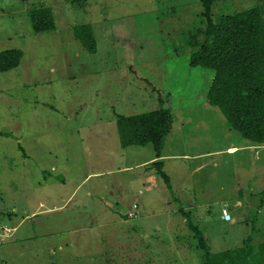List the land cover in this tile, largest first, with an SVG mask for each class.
<instances>
[{"label": "rangeland", "instance_id": "rangeland-1", "mask_svg": "<svg viewBox=\"0 0 264 264\" xmlns=\"http://www.w3.org/2000/svg\"><path fill=\"white\" fill-rule=\"evenodd\" d=\"M260 4L218 0L213 20ZM35 6L52 9L54 30L33 32ZM202 18L200 0H0V52L23 51L0 72V209L15 208L0 224L16 226L0 264H203L182 211L211 253L264 243V148L206 102L213 71L189 63ZM81 24L93 27L94 53L74 37ZM160 106L173 119L170 188L138 165L152 145L124 148L116 127L117 115Z\"/></svg>", "mask_w": 264, "mask_h": 264}, {"label": "trees", "instance_id": "trees-1", "mask_svg": "<svg viewBox=\"0 0 264 264\" xmlns=\"http://www.w3.org/2000/svg\"><path fill=\"white\" fill-rule=\"evenodd\" d=\"M82 1L70 0L76 4ZM216 1L200 0L204 27L197 29V34L190 37L189 63L213 71L206 90V102L217 107L229 127L243 138L264 146V7L260 4L222 15L214 22ZM29 17L35 33L55 29L54 14L50 7H32ZM73 33L85 51H96V38L91 24L77 25ZM22 55L20 49L1 51L0 72L17 67ZM172 122L170 109L161 106L135 115H117L116 119L122 147L152 145L156 159L150 165L168 188L170 180L163 170L160 156ZM182 214L197 241L196 247L202 252L203 264H264V243L252 244L250 237L240 246L211 253L203 233L191 220V214L183 211Z\"/></svg>", "mask_w": 264, "mask_h": 264}, {"label": "crops", "instance_id": "crops-1", "mask_svg": "<svg viewBox=\"0 0 264 264\" xmlns=\"http://www.w3.org/2000/svg\"><path fill=\"white\" fill-rule=\"evenodd\" d=\"M7 34L8 33H6V35L4 36L5 38L7 37ZM16 141H19L18 139L16 140ZM231 146H232V148L234 147V144H231ZM250 147H252V145H250ZM263 148H264V146H263ZM171 157V155H165V154H163V148H162V150H161V156H160V159H162V160H164L165 159V157ZM155 160V156H150L147 160H144L143 162H140L138 165H139V167H145V173H147L148 175H146L147 177V180H149V179H151L152 178V175H150V172H152V170L154 171V169L151 167V162L152 161H154ZM130 167H132V166H124L123 168H122V170H128ZM33 168H36L37 170H35L36 172H37V174L38 175H40V173L42 172V171H45V167L44 166H33ZM51 170H53L54 171V166L53 165H51ZM150 183V182H149ZM149 183L147 182H145V187H147V189H151V188H153V187H155V185H149ZM166 185V184H165ZM168 188V187H167ZM169 195V194H168ZM170 199V196H168V197H166V199ZM4 203H5V196L3 195V194H0V205L1 206H3L4 205ZM168 203H171V202H169L168 201ZM37 205H39V206H41V205H43V202H41V201H39L38 202V204ZM35 206V209H37V207L38 206ZM235 205H237V206H239L240 204H235ZM137 208V207H136ZM136 208H133V205H132V208L128 211V212H130V211H134V212H136L135 211V209ZM15 208H12L11 210V212L13 213V211H15L14 210ZM56 209H57V207H56V205H52L50 208H49V210H55L56 211ZM134 209V210H133ZM5 210H1L0 209V219H1V217L2 216H4V213H5V215H7L8 217H11V212L10 211H5ZM4 212V213H3ZM127 212V213H128ZM37 213V211H35V210H31V213H27V215H25L24 217H27L28 215H31V216H33V215H35ZM2 214V215H1ZM8 228H10V227H8ZM10 229H12V230H15L16 229V226H14V227H12V228H10Z\"/></svg>", "mask_w": 264, "mask_h": 264}, {"label": "built area", "instance_id": "built-area-1", "mask_svg": "<svg viewBox=\"0 0 264 264\" xmlns=\"http://www.w3.org/2000/svg\"><path fill=\"white\" fill-rule=\"evenodd\" d=\"M133 208H136V205L133 204ZM222 214H221V217L225 220V221H230L231 220V215H230V212L229 210L226 208V209H222ZM127 216L129 218H133V217H136V212L134 211H130L127 213ZM9 233H10V229L5 226V225H1L0 224V244L9 236Z\"/></svg>", "mask_w": 264, "mask_h": 264}, {"label": "clouds", "instance_id": "clouds-1", "mask_svg": "<svg viewBox=\"0 0 264 264\" xmlns=\"http://www.w3.org/2000/svg\"><path fill=\"white\" fill-rule=\"evenodd\" d=\"M10 231H11V230H10ZM9 234H10V233H9ZM5 240H6V239H5ZM2 243H3V242H2ZM2 243H1V244H2ZM1 244H0V245H1Z\"/></svg>", "mask_w": 264, "mask_h": 264}]
</instances>
